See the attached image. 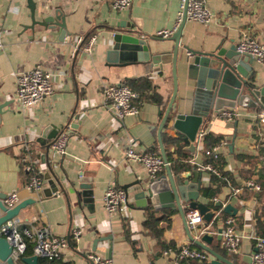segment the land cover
<instances>
[{
  "label": "crops",
  "instance_id": "1",
  "mask_svg": "<svg viewBox=\"0 0 264 264\" xmlns=\"http://www.w3.org/2000/svg\"><path fill=\"white\" fill-rule=\"evenodd\" d=\"M204 1L216 13V19L208 24L195 21L185 24L172 118L195 108L210 109V119L202 129L227 140V145L219 148L220 158L225 161L221 171L242 190L238 195L233 194L225 180L227 183L217 194L207 197L203 188L211 184L210 174L199 171L202 184L198 199L208 203L214 212L207 229L214 239L208 245L235 264H254L253 240L244 239L241 251L233 254L221 247L219 236L212 230L219 229L222 219L231 215L224 211V206L230 203L237 208L235 216L241 231L264 234V124L257 118V114L264 111V104L259 102L253 106L248 99L244 104L217 108L207 93L198 92L197 81L189 77L184 60L188 56L185 47L194 50L230 48L237 46L244 35L264 42V0ZM34 3L36 20L63 16L69 34L63 38V27L55 21H49L46 26L35 23L31 28L29 0H0V28L5 30L4 45L0 48V105L3 106L0 193L8 195L18 191L19 202L34 199L17 217L25 226L48 227L68 240V247L57 264H94L88 257L94 252L112 258L113 264H191L188 260L176 262L164 253L166 246L182 244L203 249L189 238L177 209L156 210L158 217L169 218V223L162 220L159 224L164 228L165 244L161 245L144 226L153 206L139 208L132 197L138 184L128 188L131 215L126 216L121 211L110 214L103 203L110 185L126 191L125 186L130 183L141 180L144 184L149 180L144 165L128 160L125 150L133 144L137 151L161 155L158 130L173 93L172 69L168 64L162 68L151 66L143 49L130 50L127 55L111 52L115 43L113 34L119 29L134 30L152 53L172 51L175 42L171 36L160 37L157 32L175 27L182 0H133L124 10L114 9L112 0H53L50 3L34 0ZM91 36L97 37L91 53L76 46L78 39L86 42ZM38 64L52 73L55 90L44 101L21 111L15 98L17 76ZM252 66L255 70L251 82L263 88L264 63L255 61ZM132 79L142 80L137 82L144 91L139 100L140 113L118 119L104 99V86ZM226 107L236 108L240 116L232 121L219 116L218 111ZM171 124L172 120L163 128L162 139L163 132L177 136ZM56 129L70 135L65 154L55 153L52 147L48 150L46 145L52 143L53 137L42 138L44 132L50 135ZM163 143L166 151H175V146L167 148L164 139ZM30 148L35 157L31 156ZM188 152L192 155L187 159L192 167L181 172L172 170L191 184L195 175L188 172L198 170L190 160H205L203 142L197 145L195 153ZM34 159L35 169L41 170L43 176L39 191L28 188L31 176L27 174V166ZM164 173L166 168L160 175ZM252 178L261 184L260 191L246 187L245 182ZM84 191L90 194L83 195ZM217 202L222 205L216 206ZM187 204L189 201L184 202ZM73 228L81 230L78 239L72 235ZM191 232L196 237L200 231ZM199 236L201 238L202 234ZM212 257L209 253L208 261Z\"/></svg>",
  "mask_w": 264,
  "mask_h": 264
},
{
  "label": "built area",
  "instance_id": "2",
  "mask_svg": "<svg viewBox=\"0 0 264 264\" xmlns=\"http://www.w3.org/2000/svg\"><path fill=\"white\" fill-rule=\"evenodd\" d=\"M47 3L53 0H43ZM133 0H112V6L116 10H124L130 6ZM186 5V0H182V10L180 11L177 23L173 29H162L157 32L160 37H170L179 27ZM216 19V13L206 4L204 0H187L186 5V21H195L208 24ZM5 30L0 28V48L3 47ZM97 37L91 36L88 41L78 39L76 46L81 48L86 53H91L93 45ZM237 50L241 53L251 54L258 63H264V42L244 35L237 44ZM190 54V52L188 53ZM16 101L17 107L21 111L44 101L55 90L54 77L51 72L38 64L33 69L20 73L17 76ZM140 94L125 81L109 83L104 86V99L112 107L113 114L118 119H123L128 115H138L140 113ZM219 116L228 121H232L240 116V111L236 108H222L218 111ZM259 121L264 124V111L257 114ZM207 131L201 129L197 135V145L202 141ZM70 135L61 132L52 145L55 153L65 154ZM227 140H221L219 144L214 146L207 154L218 159L220 157V147H225ZM125 156L128 160L137 161L146 168L149 179H156L165 169L166 162L163 157L153 151H137L133 144L125 150ZM26 160V159H25ZM195 168L203 173L210 175L215 174L218 177H223L230 185L233 194L241 193V187L233 185L227 176H223L222 171L215 166L210 160L197 161L191 159ZM27 169L32 172L31 179L28 183V188L33 191H39L43 185L42 171L35 169L30 163ZM246 187L253 191H260L261 184L254 178L245 182ZM20 200L19 192L13 191L4 199V203L8 207H14ZM217 201V198H216ZM105 209L110 214L123 212L126 216L131 215L129 207V197L127 192L120 187L110 185L105 191L103 197ZM123 206L125 208L123 209ZM127 209V210H126ZM186 219L191 230L200 234L208 232L210 225L205 226V220L198 209L187 208ZM220 229V230H219ZM219 229H213L212 233L219 236L220 245L229 253L237 254L241 251L244 239L254 241L255 250L252 252V260L254 264H264V234H254L241 231L238 228V219L235 215H228L222 219ZM1 234L7 238L13 247L12 257L20 259L26 256L28 249V241L33 243V253L39 258H47L49 260L60 259L63 256L64 250L68 247V240L56 233L48 227H30L25 226L19 217H15L1 227ZM72 235L78 239L81 235L79 228H73ZM164 253L174 259V261L188 260L191 264H206L209 259V253L203 249L193 248L189 244H182L177 247L166 246ZM88 257L94 264H113L112 258L103 256L99 253H90ZM50 264V263H48Z\"/></svg>",
  "mask_w": 264,
  "mask_h": 264
},
{
  "label": "water",
  "instance_id": "3",
  "mask_svg": "<svg viewBox=\"0 0 264 264\" xmlns=\"http://www.w3.org/2000/svg\"><path fill=\"white\" fill-rule=\"evenodd\" d=\"M29 1L31 3L30 7L33 18V24L30 25L31 28H33L35 23H41L46 26L49 21H55L58 25L63 27V38L69 34L63 16L51 15L46 17L43 21L36 20V5L34 0ZM186 5L182 21L177 30L171 36V39L175 42L172 51H158L157 53H152L146 41L135 35L136 31L134 30L122 31L119 29L113 34V40L115 43L113 49L110 50L111 52H122L124 55H127L130 50L143 49L145 50L144 56L146 59L150 60L151 66L157 65L162 68L164 64H168L172 69L173 75V93L158 130V142L161 155L166 162V173L159 175L156 179H149L144 184L141 180L135 181L126 185L125 189L130 198L128 188L132 185L138 184L139 187L134 194H132V197L135 199L136 205L139 208L149 209L153 206L156 210L165 208L177 209L184 220L189 238L213 256L207 264H235L208 245L214 239V235L209 232H204L201 238H196L192 234L186 219V208L198 209L205 220V226L209 225L213 219L214 212L208 203L198 199L199 190L201 189L202 184L201 179H199L201 173L199 171L188 172L189 174L193 173L195 175L191 184L182 174H174L162 139L163 128L172 120L171 127L175 130L177 136L183 138V141L186 144V150L195 153L197 150L198 132L211 116L210 109L198 110L195 108L190 113L177 114L172 118L174 102L179 87V51L183 29L187 22ZM185 49L187 50V54L190 52L184 60L187 64L189 77L197 81L198 92L207 93L210 102H213L217 108L224 105L234 106L237 103L244 104L248 99L249 104L253 106L259 102L264 104V87L259 88L254 86L251 82V77L255 70L252 64L256 61L251 54L239 52L236 45L231 46L230 48L218 46L213 50H194L189 47H185ZM2 107L3 106L0 105V113L3 112ZM59 134L58 129L50 135L46 132L42 134V138L47 136L54 138L52 143L46 145L48 150L52 147ZM39 140L44 142L41 138ZM232 147L233 143L230 145V148ZM54 188L57 187L55 186ZM89 194L90 193L87 191L83 192V195ZM6 196L7 195H2L0 193V211L2 212L0 215V264H39L40 258L37 255H26L20 259H14L12 257V245L7 238L1 234L2 225L17 217L21 209L25 208L30 203H33L34 199H26L17 203L14 207H8L4 203ZM188 201L189 204L184 205V202ZM221 205L220 202L216 203V206ZM224 211L228 214L236 215L237 208L229 203L224 206Z\"/></svg>",
  "mask_w": 264,
  "mask_h": 264
},
{
  "label": "trees",
  "instance_id": "4",
  "mask_svg": "<svg viewBox=\"0 0 264 264\" xmlns=\"http://www.w3.org/2000/svg\"><path fill=\"white\" fill-rule=\"evenodd\" d=\"M140 82L142 80L140 79H132L129 81H126V83H128L131 87H133L136 91L138 90L140 97L141 95L144 93V91L139 88L137 82ZM150 87L151 85H147L146 87ZM140 100V98H139ZM163 139L165 142L166 147L168 148L170 145L175 146V151L172 153L171 151H167V155H168V159L171 165V168L175 171V172H181L183 170H187L190 169L192 167V165L189 163V161L187 159L191 158V154L185 150L184 148V141L183 138L181 136H172L170 134H168L167 132H163ZM221 137H214L212 134L207 133L206 135H204L202 142L204 144V156H205V160H210L212 161L215 166H217L220 170L223 168V165L225 164V161L222 160L220 157V159H214L212 157H210L207 154L208 150H211L215 145L219 144L221 141ZM30 154L32 157L34 156L33 153V149L30 148ZM176 154V155H174ZM32 166L36 165V159H34L32 161ZM24 166H27L26 163L23 164ZM23 166V169H24ZM223 175L225 174V172H223ZM28 175H32V172L29 171L27 173ZM210 180H211V184L213 186L208 185L205 186L203 188V194L207 197H213L215 194H217V192L219 191V188L226 184L227 182L225 181V179L223 177H218L215 174L210 175ZM162 220H165L169 223V218L167 216L164 217H158L157 216V211L156 209H151L148 211V217L144 223V226L147 230H149L159 241V243L161 245H164V241H163V233H164V228L161 227L159 224ZM261 222V221H260ZM33 254V243L28 241V249L26 252V255H31ZM61 259V258H60ZM60 259H53V260H49L47 258H40V264H57V262H60ZM63 264H67V263H63Z\"/></svg>",
  "mask_w": 264,
  "mask_h": 264
}]
</instances>
